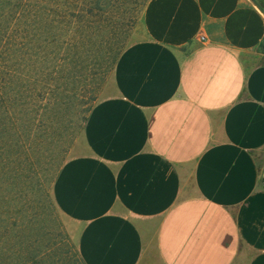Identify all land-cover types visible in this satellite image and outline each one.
Segmentation results:
<instances>
[{"label": "crops", "instance_id": "obj_1", "mask_svg": "<svg viewBox=\"0 0 264 264\" xmlns=\"http://www.w3.org/2000/svg\"><path fill=\"white\" fill-rule=\"evenodd\" d=\"M141 30L53 185L81 257L264 264V12L148 0Z\"/></svg>", "mask_w": 264, "mask_h": 264}, {"label": "rangeland", "instance_id": "obj_2", "mask_svg": "<svg viewBox=\"0 0 264 264\" xmlns=\"http://www.w3.org/2000/svg\"><path fill=\"white\" fill-rule=\"evenodd\" d=\"M145 2H103L101 27L81 47L83 83L76 82L78 89L94 88L90 73L109 43L119 39L127 47L142 36ZM119 25L123 28L115 38ZM112 73L97 92V101L108 94ZM73 105L58 106V111L47 115L43 106L41 113L10 124L8 134L0 135V264H25L31 256L39 264H82L76 259L77 227L58 208L53 195L60 166L80 148L84 126L77 121Z\"/></svg>", "mask_w": 264, "mask_h": 264}, {"label": "trees", "instance_id": "obj_3", "mask_svg": "<svg viewBox=\"0 0 264 264\" xmlns=\"http://www.w3.org/2000/svg\"><path fill=\"white\" fill-rule=\"evenodd\" d=\"M104 1L0 0V135L8 134L10 124L41 113L43 106L47 115L71 103L85 126L97 92L126 48L119 39L109 43L90 73L94 88L75 86L83 83L81 47L101 27ZM122 28L115 29V38ZM76 254L86 264L79 249ZM35 259L31 256L25 264H39Z\"/></svg>", "mask_w": 264, "mask_h": 264}, {"label": "water", "instance_id": "obj_4", "mask_svg": "<svg viewBox=\"0 0 264 264\" xmlns=\"http://www.w3.org/2000/svg\"><path fill=\"white\" fill-rule=\"evenodd\" d=\"M257 6H258V8L262 11V12H264V7L257 1V0H252Z\"/></svg>", "mask_w": 264, "mask_h": 264}, {"label": "built area", "instance_id": "obj_5", "mask_svg": "<svg viewBox=\"0 0 264 264\" xmlns=\"http://www.w3.org/2000/svg\"><path fill=\"white\" fill-rule=\"evenodd\" d=\"M202 37V39L205 41L206 40V37L205 36H201Z\"/></svg>", "mask_w": 264, "mask_h": 264}]
</instances>
